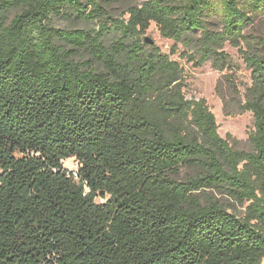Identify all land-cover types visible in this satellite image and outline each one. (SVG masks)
I'll return each instance as SVG.
<instances>
[{"label":"trees","instance_id":"obj_1","mask_svg":"<svg viewBox=\"0 0 264 264\" xmlns=\"http://www.w3.org/2000/svg\"><path fill=\"white\" fill-rule=\"evenodd\" d=\"M128 15L100 0H0V264H264V37L249 32L264 0H142ZM152 23L195 66L224 71L223 47L239 49L251 151L143 43ZM210 189L249 203L244 215Z\"/></svg>","mask_w":264,"mask_h":264},{"label":"rangeland","instance_id":"obj_2","mask_svg":"<svg viewBox=\"0 0 264 264\" xmlns=\"http://www.w3.org/2000/svg\"><path fill=\"white\" fill-rule=\"evenodd\" d=\"M109 14L118 20L129 18L130 7L140 5L142 0H100ZM53 24L60 29L92 30L99 29L95 21L68 20L64 17H54ZM250 33L264 37V18L260 19ZM120 37L115 31L105 36L106 45ZM143 43L149 47L158 48L162 54L177 61L183 69L184 94L190 101L205 99L214 113L219 125V134L237 149L251 151L250 136L255 132V118L251 112H243L240 102L246 100L247 90L252 86L251 70L247 67L238 48L227 43L221 51L229 57L228 68L217 70L211 61L203 66H195L182 55L187 49L174 40L162 37L158 26L152 23L150 29L141 35ZM175 51V52H174ZM87 60L88 57H85ZM236 86L238 93L233 91ZM64 166L76 171L79 167L74 160L67 161ZM1 173V171H0ZM226 206L229 212L243 216L249 203L242 205L225 193L214 189L200 192ZM98 202H103L101 199Z\"/></svg>","mask_w":264,"mask_h":264},{"label":"built area","instance_id":"obj_3","mask_svg":"<svg viewBox=\"0 0 264 264\" xmlns=\"http://www.w3.org/2000/svg\"><path fill=\"white\" fill-rule=\"evenodd\" d=\"M71 171H73V170H71ZM74 175L77 176L76 171H74Z\"/></svg>","mask_w":264,"mask_h":264}]
</instances>
